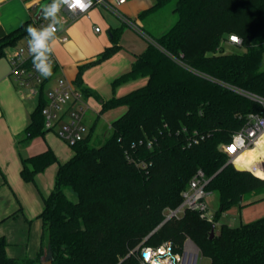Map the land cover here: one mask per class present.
<instances>
[{
    "label": "trees",
    "instance_id": "16d2710c",
    "mask_svg": "<svg viewBox=\"0 0 264 264\" xmlns=\"http://www.w3.org/2000/svg\"><path fill=\"white\" fill-rule=\"evenodd\" d=\"M169 5L176 21L153 35L146 51L113 86L141 77L147 82L102 104V111L127 108L111 123V133L95 139L93 126L71 145L73 155L65 162L51 147L22 156L26 181L35 182L38 173L59 164L53 190L42 194L40 217L49 244L37 257L20 259L8 255L7 239L0 236V264H43V256L50 264H142L143 246L171 241L181 250L187 238L211 264H264V216L239 226L223 223L213 238L209 234L225 211L264 193V179L255 175H264V136L240 157L248 162L241 166L255 174L228 163L221 148L244 124V115L261 111V105L219 82L264 96V0H154L140 16L163 13ZM40 22L32 17L2 35L0 56L27 38L29 24L37 27ZM232 34L242 38L236 45L242 50L226 52L223 42ZM50 79L40 86L18 144H29L48 131L43 108ZM195 136L200 140L193 142ZM198 169L210 178L206 190L218 195L214 222L186 209L154 231L167 210L182 203Z\"/></svg>",
    "mask_w": 264,
    "mask_h": 264
},
{
    "label": "crops",
    "instance_id": "0c3cea01",
    "mask_svg": "<svg viewBox=\"0 0 264 264\" xmlns=\"http://www.w3.org/2000/svg\"><path fill=\"white\" fill-rule=\"evenodd\" d=\"M42 1L0 0V37L34 17ZM153 4L154 0H129L116 5L119 13L96 5L88 14L62 24L52 44L57 64L47 90L62 77L86 91L88 109L84 118L88 132L99 124L110 126L127 109L122 105L102 111L105 100L123 96L147 82L146 77H141L113 86V81L130 71L135 60L146 51L153 35L163 33L170 26V20H161V24L164 15L160 12L140 16ZM96 26H100V31ZM26 42L27 38L19 40L0 56V236L7 239L8 255L20 259L35 258L42 248H48V236H44L40 217L44 206L42 194L49 195L53 190L59 165L54 163L38 173L35 182L26 181L21 174L22 156H32L48 147L55 151L60 162L73 155V149L69 154L62 153L46 134L29 144L17 142L37 105L33 107L32 100L37 98L38 102V97L30 95L28 88L19 86L11 75L8 56ZM108 48L110 53L104 55Z\"/></svg>",
    "mask_w": 264,
    "mask_h": 264
},
{
    "label": "built area",
    "instance_id": "2783aa9c",
    "mask_svg": "<svg viewBox=\"0 0 264 264\" xmlns=\"http://www.w3.org/2000/svg\"><path fill=\"white\" fill-rule=\"evenodd\" d=\"M128 1L92 0L91 6L82 13L77 10L75 14H72L65 9L59 15L62 17V24L66 25L78 15L88 14L90 9L96 5L108 7L119 13L116 5H122ZM47 23L48 21L44 20L42 16L41 22L37 27ZM96 30L100 31V26H96ZM236 36L240 37L239 35ZM63 39H66V37H63ZM227 41L234 43L230 39H227ZM241 43L242 38L240 37V42L234 44L239 45ZM8 58L11 63V75L15 82L22 88H28L30 95L38 97L40 86L46 79L40 77L33 68L32 57L28 53L27 43L13 49ZM179 61L182 62L181 60ZM52 63L54 68L57 64L54 52L52 54ZM184 65L188 67L186 64ZM219 82L234 92L261 105V111H248L244 115V124L233 133L229 142L221 145L223 151L229 156V163H233L237 169L253 171L250 168L241 166L244 162L240 160V157L247 148L257 146L264 136V96L225 81ZM46 94L48 102L43 108L45 128L57 130L59 136L70 145L85 138L88 134V127L84 117L88 104L82 90L72 82L61 77L54 86L46 91ZM199 140V137L195 136L193 142ZM139 164L143 167L147 166L145 161H140ZM260 166L264 167V161L260 162ZM209 180L210 178H208L202 169H198L195 172L189 182L188 188L184 191L182 203L174 211V216L183 213L186 209H191L198 211L201 218L214 222L215 212L212 211L207 201V196L210 192L206 190V185ZM187 246V242H185L182 249L179 250L171 241H165L157 246H143L140 249V259L143 264H194V251L188 249Z\"/></svg>",
    "mask_w": 264,
    "mask_h": 264
},
{
    "label": "rangeland",
    "instance_id": "374dc122",
    "mask_svg": "<svg viewBox=\"0 0 264 264\" xmlns=\"http://www.w3.org/2000/svg\"><path fill=\"white\" fill-rule=\"evenodd\" d=\"M162 14L164 16L161 17L160 22H161V20H162V22H164V20L165 21L170 20L169 25H172L177 19V15L173 14V12H172V6L171 5L167 6L163 10ZM162 22H161V24H162ZM23 45L24 44H22L21 46H23ZM223 45H224V49L226 52H234V51L242 50L241 48H238L234 43H230L227 40L223 42ZM262 68H264V62H263ZM36 103H37V98H34L32 100V106L35 107ZM109 133H111V128L109 125H104V127H103L102 124H99L97 127H95V130L93 131V137L95 139L98 138L99 140H103L106 135H109ZM58 135L59 134H57L54 130H48L46 133V138L51 140V144L54 145L57 149H59L62 153L69 154L70 151L72 150L71 145L67 144ZM253 159H251V160H253ZM263 169H264V167H263ZM248 171L255 174L254 171H251V170H248ZM255 175L259 176V177L264 176V175H258V174H255ZM70 197L74 198L72 193H70ZM251 200L252 201L249 204H246L244 206L234 205L230 209L225 211L222 214L219 221L216 223V228L214 229V235L218 233L219 228L223 223H228L229 225H232V226H239L242 223H247V222H250V221H253L255 219L263 217L264 216V193H262L256 197H253ZM207 201L209 202V205H210V208L212 209V211L215 212L218 208V205H219L217 193H215V192L209 193L207 196ZM176 209H168L166 217L169 214H171L172 212H174ZM182 214L183 213H180L179 216ZM212 230L213 229H211L209 231V234H211ZM160 238L165 240L164 237H160ZM186 242L188 245L187 246L188 249L194 251L193 263L196 261V264H211V259L209 257L202 255L201 250L199 249V247L195 244V242L191 238H187ZM45 260L47 262L50 261L49 258H46ZM141 263H142V261H141Z\"/></svg>",
    "mask_w": 264,
    "mask_h": 264
},
{
    "label": "clouds",
    "instance_id": "9594fccd",
    "mask_svg": "<svg viewBox=\"0 0 264 264\" xmlns=\"http://www.w3.org/2000/svg\"><path fill=\"white\" fill-rule=\"evenodd\" d=\"M92 0H51V3L42 7L43 19L48 21L39 27L29 24L26 27L28 53L32 57V66L40 77L48 79L53 76L52 44L57 38V33L62 30V10L75 14L86 11ZM229 39L234 43L240 42V37L231 35ZM264 179V176L260 177Z\"/></svg>",
    "mask_w": 264,
    "mask_h": 264
},
{
    "label": "water",
    "instance_id": "95a60500",
    "mask_svg": "<svg viewBox=\"0 0 264 264\" xmlns=\"http://www.w3.org/2000/svg\"><path fill=\"white\" fill-rule=\"evenodd\" d=\"M48 3H51V0H43L42 2H41V4L39 5V7H38V9H37V12H36V14H35V16H34V19L36 20V21H39L40 19H41V17H42V7H43V5H45V4H48ZM229 163V162H228ZM239 170H245V169H239ZM175 214V212H172L171 214H169L165 219H164V221L154 230V231H156L159 227H161L164 223H166V221L170 218V217H172L173 215ZM214 229L215 228H213V230H212V232H211V235H210V237L211 238H213L214 237ZM153 231V232H154ZM152 232V233H153ZM42 263L43 264H50L51 263V260L50 261H46L45 260V256H43L42 257ZM194 264H196V261L194 262Z\"/></svg>",
    "mask_w": 264,
    "mask_h": 264
},
{
    "label": "bare ground",
    "instance_id": "6f19581e",
    "mask_svg": "<svg viewBox=\"0 0 264 264\" xmlns=\"http://www.w3.org/2000/svg\"><path fill=\"white\" fill-rule=\"evenodd\" d=\"M255 147H256V146H255ZM255 147H251V148H255ZM251 148H247V149H251ZM247 149H246V150H247ZM241 161H242V160H241ZM250 161H251V160H250ZM250 161H249V162H250ZM243 162H244V163H248V162H246V161H243Z\"/></svg>",
    "mask_w": 264,
    "mask_h": 264
}]
</instances>
